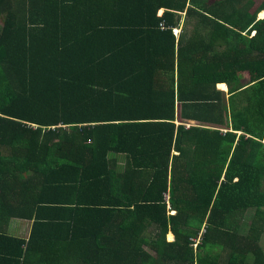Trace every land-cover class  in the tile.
I'll list each match as a JSON object with an SVG mask.
<instances>
[{"label": "trees", "instance_id": "obj_1", "mask_svg": "<svg viewBox=\"0 0 264 264\" xmlns=\"http://www.w3.org/2000/svg\"><path fill=\"white\" fill-rule=\"evenodd\" d=\"M261 11L0 0V264H264Z\"/></svg>", "mask_w": 264, "mask_h": 264}, {"label": "rangeland", "instance_id": "obj_2", "mask_svg": "<svg viewBox=\"0 0 264 264\" xmlns=\"http://www.w3.org/2000/svg\"><path fill=\"white\" fill-rule=\"evenodd\" d=\"M262 17V16H260ZM254 210H251L247 214V219L250 222L251 216L253 215ZM31 224L28 222H14L12 224V233L15 237H24L27 238V235L29 234ZM172 238V234H168V239L170 240ZM264 238V237H263ZM196 247V245H194Z\"/></svg>", "mask_w": 264, "mask_h": 264}, {"label": "crops", "instance_id": "obj_3", "mask_svg": "<svg viewBox=\"0 0 264 264\" xmlns=\"http://www.w3.org/2000/svg\"><path fill=\"white\" fill-rule=\"evenodd\" d=\"M163 12V10H159L158 11V14H161ZM258 17H260V16H258ZM174 35L176 36V38L178 37V35H179V32H180V29H175L174 31ZM221 85H224L225 86V89H222V88H220L219 86H221ZM216 89H218V90H220V91H223L224 93H225V97H228V94H227V90H228V88H227V85L226 84H224V83H217L216 84ZM179 124L177 123V122H175V126H178ZM189 126H186V128H188ZM203 129H206V128H203ZM223 134L225 133V131L224 132H222ZM236 135H238L239 137L241 136V133H236ZM119 162V164H120V166L122 165V163H124V160H122V161H118ZM169 215H174V212H170V213H168ZM30 229H31V227H30ZM9 233H10V235H13V233H12V228H10V230H9ZM29 233H30V231H29ZM168 234H170V232L169 233H167L166 234V236H165V238H166V241H168V242H170V241H173V239H174V236L172 235V238L169 240L168 239ZM14 236V235H13ZM21 238H24V237H21ZM27 238H29V234L27 235ZM26 238V239H27Z\"/></svg>", "mask_w": 264, "mask_h": 264}, {"label": "bare ground", "instance_id": "obj_4", "mask_svg": "<svg viewBox=\"0 0 264 264\" xmlns=\"http://www.w3.org/2000/svg\"><path fill=\"white\" fill-rule=\"evenodd\" d=\"M258 16H264V11H261L260 13H258ZM222 89H225L224 85L219 86Z\"/></svg>", "mask_w": 264, "mask_h": 264}, {"label": "built area", "instance_id": "obj_5", "mask_svg": "<svg viewBox=\"0 0 264 264\" xmlns=\"http://www.w3.org/2000/svg\"><path fill=\"white\" fill-rule=\"evenodd\" d=\"M263 145H264V140L262 141Z\"/></svg>", "mask_w": 264, "mask_h": 264}]
</instances>
